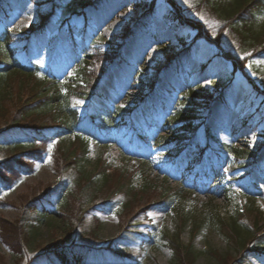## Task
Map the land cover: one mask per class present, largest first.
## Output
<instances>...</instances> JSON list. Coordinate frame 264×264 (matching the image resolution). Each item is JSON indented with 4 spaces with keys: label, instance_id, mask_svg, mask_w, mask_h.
Listing matches in <instances>:
<instances>
[{
    "label": "rangeland",
    "instance_id": "obj_1",
    "mask_svg": "<svg viewBox=\"0 0 264 264\" xmlns=\"http://www.w3.org/2000/svg\"><path fill=\"white\" fill-rule=\"evenodd\" d=\"M169 1L1 0L0 32H9L13 47L25 49L40 76L67 87L79 82L83 73L94 75L105 96V101L98 102L100 107L120 109L126 121L130 111L142 106L155 124L152 138H166L173 131L177 138L168 137L172 141L193 135L197 145L202 140L215 148L221 161L202 170L198 148L189 154L186 141L180 150L182 143L166 146L156 140L141 150L125 135L128 127L123 125L112 130L103 126L109 133L102 130L101 134L85 128L79 133L82 138H76L77 133L52 138L42 157L25 158L31 170L14 169L19 179L12 185L0 180V217L17 222L20 206L57 190L61 179L55 170L60 156L79 155L87 144L86 169L97 180L105 175L108 183L103 193L88 194L93 204H83L82 199L68 202L70 222L78 229L73 239L80 242L83 232L89 264L105 260L110 264H171L172 251L165 237L192 247L196 264H264L255 254L246 253L245 260L241 258L244 253L236 256L217 224L219 217L230 222L241 209L255 219L250 203L264 214V133H260L264 130V49L241 51L223 22L196 9L203 0H172L182 15L204 22L220 43L198 38L195 31L169 19L173 13ZM257 20L260 31L264 10ZM228 52L238 58L237 65ZM174 56L178 59L170 61ZM176 62L185 69L177 68ZM187 84L205 91L207 98L192 100ZM224 92L227 107L220 100ZM89 103L74 99L71 106L83 118L92 112ZM154 111L161 115L158 122ZM53 117L51 124L59 125L66 116L56 108ZM182 125L189 130H178ZM23 150H12L13 156L1 148L0 162L20 156ZM165 152L177 155L176 161H170ZM3 171L8 172L0 166L1 175ZM112 191L119 194L109 207L97 206L104 203L96 201L97 197L105 198ZM53 196L50 201H61L60 191ZM127 221L132 227L123 233ZM39 236L38 246H25L17 254L0 237V264H37V257L49 251L47 231ZM258 244L255 241L253 246L263 248ZM110 246L122 250L128 260L111 253Z\"/></svg>",
    "mask_w": 264,
    "mask_h": 264
},
{
    "label": "trees",
    "instance_id": "obj_2",
    "mask_svg": "<svg viewBox=\"0 0 264 264\" xmlns=\"http://www.w3.org/2000/svg\"><path fill=\"white\" fill-rule=\"evenodd\" d=\"M169 3L173 11L169 17L171 21L174 23L179 22L184 27L195 31L198 38L216 42L219 45V39L214 40L215 38L204 22L185 17L179 8L176 7L175 2L171 0ZM196 9L223 22L225 30H228L232 40L244 53L255 51L257 48L264 49V24L260 31L256 29L257 15L264 10V0H230L229 2L226 0H203ZM74 15L79 16L81 14L75 13ZM42 29L40 28L39 31ZM100 48L110 49L106 46H101ZM228 53L233 59L231 62L237 65L238 58L232 56L231 52ZM177 59L178 57L174 56L170 61L173 60L172 62H175ZM174 65L177 68L185 69V65L181 62H176ZM96 79L94 75L90 76L83 73L79 82L65 86L66 90H64L65 87H63L61 82L50 79L47 76H40L39 67L28 59L25 49L21 50L11 45L9 32H0V149H6L7 152H15L17 148L24 149L20 156H16L6 162H0V166L8 170V172L3 171V174H0V180L4 181V185H12L19 179V172L14 169L18 168L20 172L24 171V173L28 170L30 171L32 166L26 165L25 158L29 161L36 156L42 157V155L47 153L48 144L52 138H61L65 135L77 133L76 138L80 139L82 136L79 137V133L85 132L86 130H83L85 128H88L90 132L87 131L91 134H101L102 130L108 132L107 127L112 130V126L120 127L125 125L128 120L133 121L137 116L140 117L139 121L142 127V139H139L142 143L147 144L156 140V142H163L166 146L178 143L175 147H179L180 143L186 141L184 148L189 154L198 148L199 161L202 167H206L207 164L213 167V165L221 161L219 156H216L217 151L215 148H212L209 144H203L202 140L197 145V143L192 141L193 135L190 136L191 138L187 137L183 138V140L172 141L169 138H177L174 134L175 131H173V133H166L169 138H163L162 135H159L156 139L155 136L152 138L151 130L154 129L155 124L149 120L145 108L143 107L142 109V106L130 111L131 116L126 121L122 119L120 109L117 108L116 110H119L117 112L111 107L109 109L100 107L98 102L101 100L105 101V96L101 94L98 84L95 83ZM187 88L192 100L197 97L200 100L207 98L208 94L205 91H201L200 88L190 87L188 84ZM225 94V92L220 93V100L227 107L228 98ZM74 99L90 102L89 105L92 112L80 118L78 110L72 109L71 106V102ZM56 108L66 117L61 123L59 122V125H52L51 120H55L53 113ZM207 109L209 108H201L199 111H207ZM154 115L157 117L158 122L159 118L161 119V115L156 114L155 111ZM169 121L171 122V119ZM185 121L189 120L186 119ZM187 128L182 125L179 126L178 130L187 131L189 130ZM260 133L263 135L264 130L261 129ZM19 135H23L26 139L19 141ZM85 145L86 147L79 155L66 154L60 156L61 158L56 163L55 170L61 179L57 190L47 193L43 198L34 201L32 204L25 202L23 206H18L20 215L17 222L6 221L0 217V237L3 243L14 253H19L20 251L18 252V250L25 246H38L39 235L42 230H45L48 235L47 245L49 251L37 257V264H89L91 258L84 254L83 251L87 248L86 244H84L83 232H81L82 237L80 238L82 240L80 242L73 239L78 237L76 236L78 229L70 222L68 202L82 199L83 204H93L95 202H93V199L91 200L88 194L92 191L103 193V188L108 183L105 175L102 179L97 180L86 169L84 165L86 158L84 157H86L87 144ZM183 146L184 144L181 145L179 150ZM220 147L223 148V146ZM171 152H165V154L170 161H173L177 155H170ZM250 156V153L245 154L244 158L248 159ZM59 191L61 192V201L55 200L56 202H52L53 199L50 201V198L56 197L53 196L54 194H59ZM118 194L119 191H112L105 198L97 197L96 201L99 199L104 202L97 206L107 207ZM97 206L95 205V207ZM250 206H252L250 207L251 212L257 214L255 219L253 214L249 215L247 209H241L238 210L230 222H223L219 217V219L217 218V224L236 256L241 257L244 253L245 255L241 258L245 260L247 257L246 253H250L252 255L255 254L259 261H264V241L260 240L264 235V214L257 210L253 203H250ZM126 209L128 210L129 208L126 206ZM250 217L253 218L251 219ZM130 227H132L131 221H127L122 232L125 233ZM164 239L167 247L172 251L171 264H196L198 257L192 247H184L178 244L177 240L171 238L165 237ZM96 241L100 242L99 240ZM255 241H258V245L263 246V248L253 246ZM108 248L111 253L122 259V261L128 260L122 250H117L113 246ZM97 260L102 263L100 258H97ZM107 262L109 261L105 260L102 264H110Z\"/></svg>",
    "mask_w": 264,
    "mask_h": 264
},
{
    "label": "bare ground",
    "instance_id": "obj_3",
    "mask_svg": "<svg viewBox=\"0 0 264 264\" xmlns=\"http://www.w3.org/2000/svg\"><path fill=\"white\" fill-rule=\"evenodd\" d=\"M168 91V90H167ZM201 165V164H200Z\"/></svg>",
    "mask_w": 264,
    "mask_h": 264
}]
</instances>
